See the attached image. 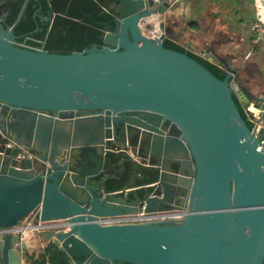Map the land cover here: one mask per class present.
Here are the masks:
<instances>
[{"label":"water","instance_id":"obj_1","mask_svg":"<svg viewBox=\"0 0 264 264\" xmlns=\"http://www.w3.org/2000/svg\"><path fill=\"white\" fill-rule=\"evenodd\" d=\"M38 1L20 0L19 12ZM150 1L94 0L107 17L82 12L92 40L60 48L17 43L21 35L0 15V132L34 152L16 157L0 143V227L33 211L56 221L36 236L67 264H264V151L256 148L264 82L237 80L211 51L206 58L224 73L162 40L173 33L160 15L175 3ZM38 8L33 30L55 14ZM151 14L154 36L139 27ZM233 95L255 109L258 129ZM128 150L151 159L152 179H132L131 166L129 183L120 182L122 158L134 160ZM154 181L158 193L150 194ZM141 203L185 211L136 218ZM16 238L0 235V264H38Z\"/></svg>","mask_w":264,"mask_h":264},{"label":"trees","instance_id":"obj_2","mask_svg":"<svg viewBox=\"0 0 264 264\" xmlns=\"http://www.w3.org/2000/svg\"><path fill=\"white\" fill-rule=\"evenodd\" d=\"M48 1V2H47ZM39 0L35 6H31L30 2L24 10L20 13V0H4L0 2V15H4L5 21L7 24H13V30L15 33L20 34L21 36H27L33 39H43V43L48 45L50 38L55 33L56 35L59 33L60 35L67 34L68 44H70L74 36H80V30L74 31L73 25L75 21L78 19L82 22L91 23L89 20V16L83 15L82 12L92 11V16L98 18V7L95 6L94 0ZM98 2L103 5L105 4V0H98ZM51 7L55 12L53 15L52 22L49 24L50 27L47 30V24H41L40 29L33 30L35 27L36 17L34 15L35 7L38 8V13H41L42 10L47 6ZM36 14V13H35ZM236 16V14H233ZM107 15L105 16V18ZM104 18V19H105ZM191 23V21H189ZM54 29V33L52 32ZM84 40H88L89 35H85ZM82 38V39H83ZM162 40H166L168 43L177 45L181 47L184 51L193 52L192 50L185 49L181 44L174 41L171 38L164 37ZM25 41L31 42V44H38L36 41L34 43L31 39H26ZM193 58L198 59L204 62H208L212 64L218 71L223 72V68L216 65L215 63L209 61L207 58L193 52ZM235 103L239 109V111L244 115L242 107L238 103V100L233 95ZM245 116V115H244ZM113 181L108 180L107 184L111 185ZM127 183V182H126ZM27 259L30 262H37L38 264H67L65 255L59 247L52 243H44L42 248L34 255L33 253L27 254Z\"/></svg>","mask_w":264,"mask_h":264},{"label":"crops","instance_id":"obj_3","mask_svg":"<svg viewBox=\"0 0 264 264\" xmlns=\"http://www.w3.org/2000/svg\"><path fill=\"white\" fill-rule=\"evenodd\" d=\"M4 0H0L2 2ZM225 0H188L184 1L180 5V10L182 11L183 15L187 18L198 17L201 23V28L206 33H214L217 34L218 37L223 38L225 37V30H229V34L231 38L226 42L228 44H237L236 48L241 51L242 60L245 62L247 59L252 60V62L258 66L254 68V73L246 74L243 76L241 69L243 66L241 64L237 65V72H239L240 81H243V77L246 80H251L257 83L264 82V52L262 51L261 44L253 45V48L248 47V35L246 33L247 22L249 20H245L243 17V23L246 26L242 27L241 29L235 27L233 20L230 16H233V12L238 11L236 10V6L234 7L235 10L230 12L231 6L229 4L224 3ZM239 12V11H238ZM42 13V12H41ZM240 15V12H239ZM261 15L257 12V16ZM244 16V15H243ZM239 17V16H238ZM237 15L233 16V18L238 19ZM263 17V16H262ZM241 21V22H242ZM79 20L77 19L73 26H79ZM82 29L80 36L83 35L84 24H80ZM83 38V37H82ZM234 55V54H233ZM237 57L236 55H234ZM236 60H240V58H236ZM237 62V61H236ZM132 150L126 151L131 157L135 158L134 152ZM145 170V169H144ZM142 173V172H141ZM24 241L27 244V250L23 251V254L27 255L33 253L34 255L42 248L44 244L43 241L36 236V233L29 232L26 237H24ZM28 261L27 257L25 259Z\"/></svg>","mask_w":264,"mask_h":264},{"label":"built area","instance_id":"obj_4","mask_svg":"<svg viewBox=\"0 0 264 264\" xmlns=\"http://www.w3.org/2000/svg\"><path fill=\"white\" fill-rule=\"evenodd\" d=\"M169 3H177L182 0H168ZM264 1V0H262ZM154 2H159L158 0H151L149 3V6L152 5L154 6ZM253 5V7L256 8V11L261 14V19L259 17L250 19L247 22V27L245 28L246 33L248 35V39H252L253 42L256 40L261 42V48L262 51L264 52V5L260 3L258 0H246L244 2L243 7L240 9V15L238 19L236 20V27L241 24V21L243 20V15L244 11L248 6ZM235 10V8L233 9ZM233 10H230L232 12ZM263 16V17H262ZM151 23L150 20L143 19L139 21V27L141 31H143V27L145 24ZM154 24V23H153ZM156 27V24H154ZM156 30V29H155ZM158 31L153 33V31L149 32H144L148 34L149 36H154L157 34ZM38 41V44H27L25 42H19V44L30 47V48H42L43 46V39H36ZM184 47V46H183ZM185 48V47H184ZM186 49V48H185ZM190 50V49H187ZM206 58V57H205ZM222 68V67H221ZM224 70V69H223ZM230 78H233V74L230 75ZM242 107L243 113L245 117L249 120L250 127H252V124L254 125V128H257L261 125L260 122H255L251 115H255V109L251 106L250 103L245 104ZM90 113V112H89ZM87 114V113H84ZM78 115H83V114H78ZM0 135H5L6 136V141H0V143L3 144V146H10L11 150L13 151L14 156L16 157H23V156H28L32 157L34 155V152L31 149H24L20 148L17 143H15L10 136L3 134L0 132ZM257 149L263 150L264 151V127L262 129L260 139L258 142V145L256 146ZM155 184L156 187H153L150 190V194H156L157 192V186L158 183L157 181L152 182ZM134 209H136V218H143V212L144 213H150V214H155V215H160V216H165L169 219H178L185 211V207H180V208H170V209H159V210H144L143 209V204H138ZM56 225V221H47V222H40V219L38 217H35V212L33 211L30 215L29 218H22L21 223L19 225H11V226H6V227H0V235L4 233H15L17 234L16 241L18 239L24 240V237L27 236L29 232L33 233L32 230H34V233H38L40 230L43 229H50L53 228Z\"/></svg>","mask_w":264,"mask_h":264},{"label":"rangeland","instance_id":"obj_5","mask_svg":"<svg viewBox=\"0 0 264 264\" xmlns=\"http://www.w3.org/2000/svg\"><path fill=\"white\" fill-rule=\"evenodd\" d=\"M188 0H182L180 2L175 3V6L171 10L165 11L162 15H160V20L167 22L164 24L171 32L173 33V36L170 37L174 41L178 42L182 46H184L186 49H190L193 52L206 57V54L203 53L200 50V47L204 44L212 45V47L216 51L220 52H227L228 57L229 54H234L236 55L237 59L240 58V60H237L236 64L239 66L241 64L242 69L241 72L243 76L246 74H251L254 73V68L258 65L254 64L252 60L247 59L245 62L241 61L242 60V55L241 51H239L236 46L237 44H228L226 41L231 38L229 34V30H225V37L220 38L218 37L217 34L212 33H206L202 28H201V23L198 17H193V18H187L183 15L182 11L180 10V5ZM246 0H225V4H229L231 6L230 10H233L234 7L236 10L240 11V9L243 7L244 2ZM260 3L264 5V1L258 0ZM235 11L233 14H236L237 17L239 16V12ZM261 15L257 16V11L256 8L253 7V5L248 6L246 10L244 11V19L245 20H250L253 18H257ZM230 18L233 20L234 24L236 22V18H233V16H230ZM261 19V17H259ZM191 21V23L189 22ZM156 24V23H155ZM242 27L246 26L243 21L237 28L241 29ZM236 27V24H235ZM157 27L151 22L149 24H145L143 27V32H149L153 31L155 33L157 30ZM204 41V42H203ZM248 41V47L253 48V45L255 42L252 41V39L247 40ZM203 42V43H202ZM256 69V68H255ZM246 78L243 77V81ZM6 136L5 135H0V141H6Z\"/></svg>","mask_w":264,"mask_h":264},{"label":"flooded vegetation","instance_id":"obj_6","mask_svg":"<svg viewBox=\"0 0 264 264\" xmlns=\"http://www.w3.org/2000/svg\"><path fill=\"white\" fill-rule=\"evenodd\" d=\"M83 1V0H82ZM109 0H105V4L108 2ZM103 4V6L105 5ZM42 15L45 14V12H42L41 13ZM106 16V13L103 11V10H100L98 8V20L99 21H102L104 20ZM52 19H53V15L51 17V19L49 21H47L46 23H43V24H47L46 28L47 30L49 29L50 27V23L52 22ZM79 23L80 24H85V23H88V22H82L79 20ZM167 22H164L163 21V24H166ZM79 24V26H73V30L76 32L80 29H82L81 25ZM40 26V24H39ZM54 33V29L52 31ZM56 33V32H55ZM53 34V36L50 38L49 40V43L48 45L44 44L43 43V46H46V47H49V48H60V47H67V46H71V45H75V46H79L81 44H85L89 41L92 40V35H93V30L91 29H88L84 32L83 35L77 37V36H74V39L73 41L68 44V37L67 34H63V35H60L59 33L56 35V34ZM80 33H81V30H80ZM17 34V33H16ZM85 35H89V39L88 40H84V38L82 39V37H84ZM31 39L34 41V43H36V40L33 39V38H30V37H27V36H20L16 42L19 43V42H25L27 44H31V42H27L25 41L26 39ZM204 42V41H203ZM202 42V43H203ZM200 50L203 52V53H206L207 51H211L213 52L214 54L218 55L220 58H222L224 61H226L230 66H232L236 72H237V64H236V57L232 54H229V57H228V53L227 52H220V51H216L212 45L208 44H204L200 47ZM236 79L239 80V72L236 73ZM91 113V110H75L74 111V114H84V113ZM48 114H53L52 111H48L47 112ZM138 152V150L135 151V154ZM134 154V155H135ZM119 155V154H117ZM136 157V156H135ZM133 158V157H132ZM134 160H128L127 156H124V158H122V162H123V168L120 170L121 171V176H120V182L122 183H129L128 182V176L126 175V172H127V169L131 166L135 167L136 169H138V175L136 177H133L132 179H135L137 180L138 182H141L143 180H146V179H152L153 176H154V172L153 170L148 167L150 163H152L151 159H142L140 157H136L133 158ZM117 169V168H116ZM145 169V170H144ZM142 172V173H141ZM109 174H111V172H109Z\"/></svg>","mask_w":264,"mask_h":264},{"label":"bare ground","instance_id":"obj_7","mask_svg":"<svg viewBox=\"0 0 264 264\" xmlns=\"http://www.w3.org/2000/svg\"><path fill=\"white\" fill-rule=\"evenodd\" d=\"M143 19L150 20L154 24L156 23V20H157L154 14H151L148 17H144L141 20H143ZM259 44H261V42L258 41V40H256L255 43H254V45H259Z\"/></svg>","mask_w":264,"mask_h":264}]
</instances>
